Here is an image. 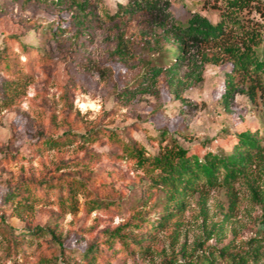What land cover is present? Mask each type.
<instances>
[{"label": "rangeland", "instance_id": "1", "mask_svg": "<svg viewBox=\"0 0 264 264\" xmlns=\"http://www.w3.org/2000/svg\"><path fill=\"white\" fill-rule=\"evenodd\" d=\"M127 1L91 0L96 21L77 31L66 7L0 0V264H184L209 248L235 254L256 247L249 241L264 229V158L230 185L199 187L153 232L138 228L143 218L158 217L149 174L101 131L80 137L111 129L139 140L147 155L175 140L203 156L230 150L233 132H263L264 91L252 102L237 90L226 102L231 63L214 44L190 41L174 74L125 94L158 55L160 22L147 9L108 18ZM221 3L171 0L170 12L182 21L199 12L215 23ZM250 18L264 23L258 11ZM58 21L69 29L50 42V25ZM31 47H46L44 60ZM76 181L83 189L68 194ZM14 186L28 187L37 199L26 207L6 200ZM25 230L42 233L24 234L11 248V233ZM131 239L147 249L134 250ZM91 248L103 253L87 262L82 253Z\"/></svg>", "mask_w": 264, "mask_h": 264}, {"label": "trees", "instance_id": "2", "mask_svg": "<svg viewBox=\"0 0 264 264\" xmlns=\"http://www.w3.org/2000/svg\"><path fill=\"white\" fill-rule=\"evenodd\" d=\"M9 1L20 3L22 6L38 3L66 7L74 13L72 19L76 20L74 27L77 31L86 28L89 23H94L97 18V15L92 14V10L88 9L91 0ZM221 1V4L215 6L220 12V19L215 23L199 12H194L186 21L174 18L170 12L171 0H128L125 4H120V11L109 15L108 18L119 17L122 12L133 14L147 9L151 14L157 15L160 21L153 49V53L158 55L142 65L132 86H127L124 93L128 94L133 90L153 86L158 82L159 77L174 74L179 64L185 59L191 41L196 44L217 45L220 51L227 54L231 67L225 78L224 100L226 102L237 90L246 92L252 102H255L258 93L264 91V23L251 19L250 16L254 11L264 15V0ZM68 29L69 27L61 21L50 25V42L57 41ZM23 48L27 51L30 46L24 45ZM31 48L33 51L37 49L40 60H44L47 56L46 47L41 50L40 47ZM100 131L101 135L107 137L113 145L122 150L124 155L149 174L147 192L150 194L149 197L158 196L154 205L158 217L155 221L150 217L143 218L138 228L149 225L153 232L164 228L168 221L182 209L184 199L199 187H214L218 182L230 185L245 175L254 163L264 158V122L263 132L238 130L232 133L235 142L230 150H206L203 156L192 153L175 140L155 154L147 155L146 148L139 140L125 138L111 129H95L88 133V137H80L89 139L93 135L92 138H97L100 137ZM162 134L165 135L166 131L161 130L160 135ZM221 175L223 179L220 182ZM83 187L81 182L76 181L68 187V194L74 193V190L80 191ZM4 195L6 200L15 199L23 207H26L28 201L33 202L37 199L33 191L23 186L7 189ZM96 203L103 204L98 200ZM39 233L42 231L25 230L20 233H11L10 247L19 246L25 241L22 239L24 234L28 235L26 237H36L40 236ZM131 241L134 250L147 249L140 241L136 239ZM263 241L264 229L249 241L250 244L256 245L254 249L247 247L243 252L226 254L221 248H209L193 256L184 264H264V251L261 250ZM122 244H124V250H132V246L127 242ZM102 253L100 248H91L82 253V258L87 262L97 261Z\"/></svg>", "mask_w": 264, "mask_h": 264}]
</instances>
